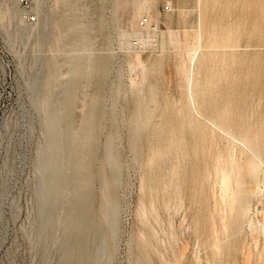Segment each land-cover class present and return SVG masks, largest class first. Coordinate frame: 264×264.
<instances>
[{
	"label": "rangeland",
	"instance_id": "obj_1",
	"mask_svg": "<svg viewBox=\"0 0 264 264\" xmlns=\"http://www.w3.org/2000/svg\"><path fill=\"white\" fill-rule=\"evenodd\" d=\"M16 2L25 21L36 24L28 19L38 16L33 0ZM149 2L150 11L135 14L128 8L118 14L116 23L113 0H109L107 26L93 50L112 55L107 86L117 77L122 90L134 82L152 110L136 153L129 148L126 128L123 132L126 165L112 264H132L133 244L146 246V264H242L244 253H250V264H264V0ZM47 3L49 10L55 0ZM7 24L9 20L0 15V174L8 155H14L15 160L11 192L1 212L0 264H42L32 257L22 229L29 216L31 160L41 133L37 128L29 138L21 117V123L14 125L25 98L18 57L2 34ZM139 26L145 27L140 36L132 34L128 44L121 41L120 32ZM228 28L235 30L236 39L224 37ZM213 33L224 40L208 46L206 40ZM201 34L205 46L192 64L183 66L182 44L193 43ZM44 53L52 56L57 50L51 46ZM202 62L211 69L206 71L207 65H202L195 88L193 71L196 63ZM61 69L64 74L68 68ZM88 89V97L80 95V99L105 97L108 102L111 98L109 94L94 96L95 88ZM195 89L204 108L192 101ZM24 107L31 110L27 99ZM84 111L78 103L76 114ZM7 123L12 126L9 132ZM229 128L231 134L226 131ZM241 131L255 138L256 146L247 147ZM222 171L230 175L231 203L223 196ZM12 198L19 202L15 217L10 208Z\"/></svg>",
	"mask_w": 264,
	"mask_h": 264
},
{
	"label": "bare ground",
	"instance_id": "obj_2",
	"mask_svg": "<svg viewBox=\"0 0 264 264\" xmlns=\"http://www.w3.org/2000/svg\"><path fill=\"white\" fill-rule=\"evenodd\" d=\"M33 2L38 15L36 24L25 21L16 0H0V15L9 20L2 34L18 57L23 78V111L14 125L21 123V117L29 138L37 128L41 133L31 160L29 216L22 229L32 257L39 258L42 264H112L119 238L120 185L126 165L121 146L123 132L126 128L129 148L136 153L146 136L152 110L134 82L129 89L122 90L121 79L117 77L108 87L112 55L93 52L107 26L105 10L109 0H55L49 10L46 9L48 0ZM112 6L116 23L118 14L128 8L135 14L151 9L149 0H113ZM144 29L139 26L122 31L120 39L128 44L132 34L140 36ZM224 37L236 39L235 30L226 29ZM223 40L213 33L206 41L208 46H214ZM51 46L57 54L45 55L44 50ZM203 46L202 34L193 43L185 41L180 49L183 66L192 64ZM204 62L196 63L194 68L195 88ZM206 65V71L211 69L208 63ZM62 66L68 68L64 74ZM90 87L95 88L94 96L109 94L110 100L107 102L105 97L91 101L85 97L80 99V95L88 97ZM197 94L198 89H195L192 101L195 106L204 108ZM120 96H124V100H120ZM26 99L31 110L24 107ZM78 103L85 109L81 115L76 114ZM5 127L7 132L12 128L10 123ZM230 130L226 131L231 134ZM240 133L247 147L256 146L255 138L244 131ZM14 160V155H8L0 174V222L3 203L11 192ZM216 167H219L218 161ZM219 176L225 190L224 199L231 203L230 175L222 171ZM10 208L15 217L19 208L17 198L11 199ZM145 247L131 246L132 264H146ZM249 255L244 253L242 264H250Z\"/></svg>",
	"mask_w": 264,
	"mask_h": 264
},
{
	"label": "built area",
	"instance_id": "obj_3",
	"mask_svg": "<svg viewBox=\"0 0 264 264\" xmlns=\"http://www.w3.org/2000/svg\"><path fill=\"white\" fill-rule=\"evenodd\" d=\"M28 19L31 21V22H34V21H36V16H34V15H30L29 17H28Z\"/></svg>",
	"mask_w": 264,
	"mask_h": 264
}]
</instances>
